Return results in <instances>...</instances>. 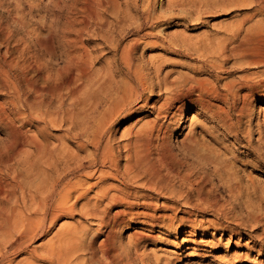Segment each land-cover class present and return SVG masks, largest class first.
<instances>
[{"label":"rangeland","instance_id":"obj_1","mask_svg":"<svg viewBox=\"0 0 264 264\" xmlns=\"http://www.w3.org/2000/svg\"><path fill=\"white\" fill-rule=\"evenodd\" d=\"M119 1L123 7L120 12L116 14L107 5L108 9L104 8L95 17L96 13L85 6L84 0H0V81L5 83V86L0 83V108L11 113L15 109L10 99L16 93L13 94L14 89H9L6 85L10 83L9 78L25 76L32 78L31 81L35 83V78H41L47 70L56 72L63 66V55L66 52H88L92 56L91 70L95 73L112 74L119 84L126 78L120 68H127L128 61L123 57V52L127 51H130L132 58L131 66L138 68L137 74L151 78L154 84L155 78L165 77L173 80L205 78L214 80L217 84L245 78L246 82L253 83L254 86L249 92L247 88L239 91L236 105H243L244 109L239 121L231 110L235 132L223 129L217 120L199 112L200 106L197 103L190 101L181 115L179 126L166 135V138L175 155L181 156L184 134L196 124L198 135L203 137L199 140L200 151L213 158L218 157L226 164L232 163L238 170L235 174L242 189L248 187L254 198L261 197L264 194V63H243L237 60L229 53L231 43L227 42L229 29L251 10L247 6H234L223 0H152L153 3L148 6L142 1L130 2L128 17L123 14V0ZM214 2H220L221 5H214ZM223 2L225 3L222 4ZM147 12L153 17L145 19ZM257 18H264V14H256L253 19ZM249 23L247 21L243 27ZM100 24H105L104 27L111 30V41L113 45L117 44L116 48L99 35L102 32H99L102 27ZM242 34L243 31L240 35ZM73 38H77L78 42L72 41L73 45L70 46L66 40ZM49 40L53 43L51 55L50 46L47 45ZM224 41L228 44L225 52L216 56L214 48L218 49L219 44L225 43ZM48 55L51 59L49 63ZM158 63L161 66L156 74L155 67ZM60 75H67V67ZM24 90L35 101V91L25 87ZM245 92L248 93L243 98L242 93ZM164 94L162 90L157 91L156 86L147 90L144 94L146 105L136 108L125 118L120 117L112 126L113 146L119 154L121 167L125 161L123 144L146 120L154 118L152 107L158 105ZM139 104H133L131 110ZM224 107L228 108L226 104ZM25 111L22 114L25 115L24 119L23 116L19 117L15 124L19 126L22 123V129L32 134L35 132V111H29L27 107ZM27 116L34 118L30 121ZM1 128L0 124V140H4ZM200 128L204 130L201 134ZM248 131L252 142L247 140L248 136L242 137L243 132ZM62 132L63 130H51L53 135ZM67 145L69 150L74 151L76 142L69 141ZM79 153L83 155L84 151ZM187 159L189 163L192 162L191 169L196 175L207 179L206 186H212V192L219 203L224 205V209L218 210L201 202L187 184L177 181L174 182L175 188L188 193L190 203L182 198L185 196L175 197L169 190L168 194L162 195L156 190H145L139 182H132V189H138V194H146L147 201L150 202L146 207L141 203L140 196L135 199L131 196V200L138 201L135 209H146L149 213L159 215L160 219L172 218L173 223L159 227L157 224L151 226L132 218L111 229L112 234L125 243L134 238V232H142L144 240L139 245V251L149 258L158 255L162 260L168 261V264H264V242L259 241L264 230V220L261 218L259 221L245 222L240 221L241 217L233 219L230 213L239 207L235 209L233 196L224 187L226 182L223 175H218L219 170L216 172L208 160L191 156ZM119 180L107 178L99 183L121 188L123 185ZM94 190L88 195H93ZM170 194L177 198L176 201L166 196ZM259 204V214L262 216L264 201ZM79 207L78 205L73 214L59 212L52 222L50 218L42 221L40 210L35 208L33 222L19 218L7 231L1 230L0 264H49L40 257L49 255L47 250L59 240L61 226L72 229L85 227L97 243L106 232V227L98 229L96 224H91L81 214ZM29 210V207L25 209L21 206L17 211L23 214ZM180 216L191 219L185 222V226L180 225ZM227 226H231L234 233H230L225 228Z\"/></svg>","mask_w":264,"mask_h":264},{"label":"bare ground","instance_id":"obj_2","mask_svg":"<svg viewBox=\"0 0 264 264\" xmlns=\"http://www.w3.org/2000/svg\"><path fill=\"white\" fill-rule=\"evenodd\" d=\"M84 1L85 6L96 13L95 17H98L107 5L111 6L116 14L123 8L119 0ZM138 1L145 2L147 6L152 2L123 0V14L128 16L130 2ZM223 1L234 6L244 5L251 10L229 29V53L243 63H264V18L253 19L256 14H264V0ZM214 5L221 3L214 2ZM148 12L144 16L145 19L153 17ZM247 21H250L249 25L243 27ZM105 24L99 25L102 26L99 35L106 43H111L116 48L117 44L113 45L111 41V30L108 31L109 29L104 27ZM242 31L243 34L240 35ZM72 41L76 43L78 39L66 40L70 46L73 45ZM227 42L219 44L218 49L214 48L216 56L225 52ZM172 43L176 44L177 41ZM47 45L50 46L51 55L52 40H49ZM49 55L47 63L51 60ZM63 56V66L56 72L47 70L41 78L33 80L35 83L31 81L32 78L16 76L17 78H9L10 83L6 84L9 89L13 88L12 93L16 94L10 99L11 105L15 107L14 112L0 108L1 130L5 136L4 140H0V231H7L19 218L33 222L35 208L40 210L42 221L50 218L52 222L59 212L73 214L79 205L81 214L91 224H96L98 229L101 226L106 227L102 238L96 243V239L88 234L85 227L72 229L61 226L58 232L59 240L47 250L49 255L41 256L40 259L49 264H168V261L162 260L158 255L149 258L139 251V245L144 240L142 232H134V238L124 243L110 230L132 218L151 226L157 224L159 227L173 223L172 218L160 219L159 215L149 213L146 209L136 210L138 201L131 200V196L134 199L140 196L141 203L146 207L150 202L147 201L146 194H138V189H132V182H139L145 190H156L162 195L168 194L169 190L175 197L185 196L182 198L188 202V193L181 188H175L174 182L177 181L187 184L201 202L208 203L218 210L224 209V205L219 203L212 192V186H206L207 179L196 175L191 169L193 165L187 161L188 156L208 160L216 172L219 170L218 175H223L226 182L224 187L231 192L235 209L239 207L238 210L229 211L233 219L241 217L240 221L245 222L259 221L261 218L264 220V215L259 214V203L264 201V194L254 198L248 187L242 189V184H239V178L235 174L238 170L232 163L226 164L218 157L213 158L200 151L199 140L203 137L198 135L196 124L184 134L181 156L175 155L166 138V135L179 126L181 115L190 101L197 103L200 106L199 112L217 120L223 129L235 132V126L231 122V110L239 121L244 112L243 105H236L239 91L243 88L251 91L253 83L246 82L245 78L217 84L216 81L205 78L173 80L165 77L155 78L154 84L151 78L137 74L138 68L131 66L132 58L130 51H127L123 52V57L128 61L127 68H120L126 78L119 84L112 74L95 73L91 70L92 56L88 52H66ZM160 66L158 63L155 67L156 74ZM66 67L67 75L61 76V71ZM0 83L5 86L4 82ZM155 86L157 91L162 90L165 94L158 105L152 107L154 118L146 120L123 144L125 161L121 167L119 154L113 146L112 126L120 117L125 118L136 108H143L146 105L144 94ZM24 87L35 91V101L26 94ZM248 92L242 93V97ZM133 104L139 105L131 110ZM224 104L228 108H225ZM22 106H26L29 111H35V132L32 134L22 129V123L19 126L15 124L19 117L23 116L24 119L25 115L22 114L26 112V107L22 109ZM31 116H27L30 121L34 118ZM52 129L63 132L53 135ZM202 131L204 132L200 128L199 134ZM246 136L247 140L252 142L249 139V131L243 132L242 137ZM69 141L76 142L74 151L69 150ZM80 151H84V154L80 155ZM107 178H121L119 181L123 186L119 188L99 183ZM91 179L96 181L91 182ZM169 187L171 188L168 189ZM93 189V195H88ZM173 195L166 196L176 201L177 198ZM21 206L25 209L29 207L30 210L19 214L17 210ZM190 219L180 216L178 222L185 226V222ZM225 228L234 233L231 226ZM32 230L35 232V228ZM259 241L264 242V230Z\"/></svg>","mask_w":264,"mask_h":264}]
</instances>
